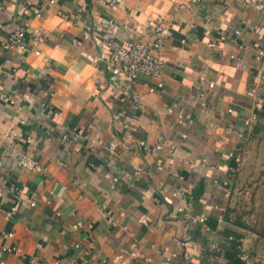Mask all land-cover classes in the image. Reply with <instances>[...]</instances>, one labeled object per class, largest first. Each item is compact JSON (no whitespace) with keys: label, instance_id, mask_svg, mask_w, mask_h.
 Masks as SVG:
<instances>
[{"label":"crops","instance_id":"1","mask_svg":"<svg viewBox=\"0 0 264 264\" xmlns=\"http://www.w3.org/2000/svg\"><path fill=\"white\" fill-rule=\"evenodd\" d=\"M0 1V241L22 249L0 252V264H231L225 254L264 264V241L224 219L221 184L225 155L264 140V108L243 125L264 70L254 58L264 10L241 0ZM160 16V78L131 83L96 60L110 43L151 39ZM19 27L38 55L3 47ZM180 112L190 116L183 124ZM24 152L36 168L17 164ZM179 204L207 220L184 223ZM78 219L91 228L73 229ZM230 231L241 235L237 251Z\"/></svg>","mask_w":264,"mask_h":264},{"label":"built area","instance_id":"2","mask_svg":"<svg viewBox=\"0 0 264 264\" xmlns=\"http://www.w3.org/2000/svg\"><path fill=\"white\" fill-rule=\"evenodd\" d=\"M195 2L197 0H191ZM49 2H53V0H49ZM242 6L252 7L257 11L264 10V0H241ZM27 7L31 6V2H27ZM4 6L0 1V15L3 12ZM38 14V12H37ZM1 25V23H0ZM166 22L163 17H158L157 23L153 28V35L151 39H136L126 44L119 43H110L109 45V53L106 57L99 56L97 57V61L103 63L105 67L113 70L116 73H120L126 75L131 83H134L138 74L143 73L152 78H160L163 71L165 62L163 58L158 54V51L163 47L164 44V32L166 29ZM257 31L264 32V26H260L256 28ZM234 33L236 35L239 34L238 30H235ZM3 47L5 49L14 48L17 50L22 57L28 55L29 53H33L38 55L40 51L34 47V44L29 40V37L26 33V29L24 27H19L15 31H13L7 41L4 43ZM243 48L242 45H238V49ZM231 58H234V55H231ZM254 58L260 62L264 67V47L256 50ZM264 81V70L257 76L254 82L251 84L249 89L250 94L253 98V110L248 117L243 120V125L246 128L252 127V124L258 119L261 112H263L264 108V88L261 86V83ZM209 87H212V83H208ZM152 91V89H150ZM200 99L202 100V104H204L205 95L201 94ZM122 100V99H120ZM132 100L134 102H139L140 97L137 92H134L132 95ZM168 110H171L168 108ZM231 112V109H228ZM115 118H119V115H115ZM190 118L188 113L180 112L176 116V122L178 124H183ZM131 130H134V127H130ZM230 127L226 126L225 131H229ZM66 136V134L64 135ZM244 136L240 134V137ZM245 139V137H244ZM141 145L144 144V141L139 142ZM164 144V137L159 136L157 138V142L155 143V148L160 149ZM113 143L110 142L109 148L113 147ZM244 145L239 143L233 151L228 152L225 155V159L232 160V163L227 167L226 176L222 179L221 184L225 188H229L235 179L236 172L241 165L243 155H244ZM17 164L24 169H34L37 167V161L27 152L21 153L18 157ZM137 174H140V170L136 171ZM116 181V178H114ZM162 184V183H161ZM184 191L181 189L174 190L171 195L173 197L180 196ZM51 196L53 192L51 191ZM16 197V196H15ZM48 204L51 202L50 200L46 201ZM30 205H34V202H29ZM16 207H11V210H15ZM177 212L181 215L182 221L186 224L194 225L198 223H203L206 221V216L196 217L193 216L190 212V208L186 204H179L176 207ZM218 220L223 218V211L219 213ZM81 227H85L87 229L91 228V224L85 223L84 221L78 219L72 224L73 229H78ZM6 237L11 239L13 237V232H7ZM79 243H74V248H79ZM135 248V247H134ZM132 249L129 252V257L136 258L139 256L138 250ZM0 252L3 253H21L22 249L10 243H2L0 241ZM147 259V258H145ZM241 259L246 263L250 264V260L248 257L241 255ZM39 257L37 255H33L31 257V261H38ZM3 264V262H1ZM183 264H190L188 262H183Z\"/></svg>","mask_w":264,"mask_h":264},{"label":"rangeland","instance_id":"3","mask_svg":"<svg viewBox=\"0 0 264 264\" xmlns=\"http://www.w3.org/2000/svg\"><path fill=\"white\" fill-rule=\"evenodd\" d=\"M227 207L231 219L241 221L255 231H264V140L246 146L241 165L229 187Z\"/></svg>","mask_w":264,"mask_h":264},{"label":"trees","instance_id":"4","mask_svg":"<svg viewBox=\"0 0 264 264\" xmlns=\"http://www.w3.org/2000/svg\"><path fill=\"white\" fill-rule=\"evenodd\" d=\"M224 219L226 221H228V222H232L235 226H237L239 228H242L244 230L252 231L256 236H258V237H260V238H262L264 240V231H262V232L255 231L254 229L248 227L243 222L231 219L229 207H226V212H225V215H224ZM207 222H208V224L210 226H212V223L210 221H207ZM229 234L232 236L231 239H229V242H230L229 246H230L231 250L237 251V247H238V245H240V241L239 240H240L241 235L239 233H236V232H233V231H230ZM233 253H236V252H233ZM225 256H226V259L231 264H245L241 259H239L238 256H236V254L234 256H227L225 254Z\"/></svg>","mask_w":264,"mask_h":264}]
</instances>
